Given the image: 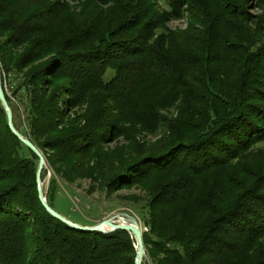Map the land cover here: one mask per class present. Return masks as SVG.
I'll return each instance as SVG.
<instances>
[{
	"label": "trees",
	"instance_id": "trees-1",
	"mask_svg": "<svg viewBox=\"0 0 264 264\" xmlns=\"http://www.w3.org/2000/svg\"><path fill=\"white\" fill-rule=\"evenodd\" d=\"M0 63L56 175L148 193L150 264H264V0H0ZM38 164L0 101V264H136L47 212Z\"/></svg>",
	"mask_w": 264,
	"mask_h": 264
},
{
	"label": "rangeland",
	"instance_id": "rangeland-1",
	"mask_svg": "<svg viewBox=\"0 0 264 264\" xmlns=\"http://www.w3.org/2000/svg\"><path fill=\"white\" fill-rule=\"evenodd\" d=\"M252 12L253 14H261V11L257 8L252 10ZM187 18V15H185V17H183L182 19L171 20L168 23V26L171 29L179 28L181 30H184L188 26ZM51 58H54V55H49L43 58L39 61V63L47 62ZM65 64H67V62ZM17 79L18 78L15 74H11V76L10 74H3L2 70V81L5 94L6 97H9L11 102L14 104L12 106H14L13 109L15 110L16 124L19 127L18 129L23 134L27 131L26 117L29 105L26 100L25 90H20L16 94L14 93L19 85ZM62 83L68 84L69 81L64 80ZM66 96L67 95H65V98ZM77 110L80 111V108ZM164 133L165 131L161 129L154 134H147L144 132L142 133V135H140V140L143 143L146 142L147 144H154L163 136ZM123 144L124 138L119 137L109 142L107 144V148L109 150H114L116 147L122 146ZM254 146L255 149H264V139L262 140V142H259ZM44 170H46V175L45 178H43L42 175V179L44 182V192L46 194L47 200L48 197L51 198L52 205L54 207L53 209H55L58 213L68 218L72 222L86 227H91L118 213H128L138 218L143 227V230L148 231L144 228L142 214H145L143 208L146 206L147 201L149 200V195L141 189L140 185L124 187L110 195L101 190L98 183H93L89 179H78L73 183L66 181L61 175L58 176L55 174L49 162L48 168ZM91 184H95V190L93 192L90 188ZM50 189H52V191H50ZM131 199H139L140 201L136 204L130 202ZM146 263H151L148 253L147 258H144L143 264Z\"/></svg>",
	"mask_w": 264,
	"mask_h": 264
},
{
	"label": "water",
	"instance_id": "water-1",
	"mask_svg": "<svg viewBox=\"0 0 264 264\" xmlns=\"http://www.w3.org/2000/svg\"><path fill=\"white\" fill-rule=\"evenodd\" d=\"M0 101L7 113L8 124L13 134L26 146L28 147L39 159L38 170H37V184L38 193L41 203L47 212L54 218L60 220L68 227L83 231V232H99L104 234H110L115 231L124 230L127 231L135 241L136 247V264H143L144 258H147L146 246L144 243V230L143 227L135 216L128 213H118L108 219H105L98 224L86 227L77 223L72 222L68 218L64 217L53 209L48 203L46 194L44 192V182L42 179L44 169L48 168V162L42 151L32 142V140L23 135L21 131L14 124V115L12 108L7 100L3 81H2V66L0 63ZM98 219V218H97ZM146 231V230H145Z\"/></svg>",
	"mask_w": 264,
	"mask_h": 264
},
{
	"label": "built area",
	"instance_id": "built-area-1",
	"mask_svg": "<svg viewBox=\"0 0 264 264\" xmlns=\"http://www.w3.org/2000/svg\"><path fill=\"white\" fill-rule=\"evenodd\" d=\"M10 76H11V74H10Z\"/></svg>",
	"mask_w": 264,
	"mask_h": 264
}]
</instances>
